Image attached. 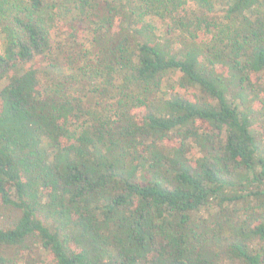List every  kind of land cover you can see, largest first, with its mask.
Returning <instances> with one entry per match:
<instances>
[{"label": "trees", "instance_id": "16d2710c", "mask_svg": "<svg viewBox=\"0 0 264 264\" xmlns=\"http://www.w3.org/2000/svg\"><path fill=\"white\" fill-rule=\"evenodd\" d=\"M0 28V264H264V0H0Z\"/></svg>", "mask_w": 264, "mask_h": 264}, {"label": "rangeland", "instance_id": "374dc122", "mask_svg": "<svg viewBox=\"0 0 264 264\" xmlns=\"http://www.w3.org/2000/svg\"><path fill=\"white\" fill-rule=\"evenodd\" d=\"M219 10H221V8H219ZM223 12L220 11L218 16L222 15ZM154 22L157 23L158 29H159V33H163L166 29V24H160L162 23V20L158 19V18H154ZM4 39H5V35L3 33V29L0 28V47L3 46L4 43ZM176 80V76L174 74H171V76L168 78V80L166 81V90H168L167 88H170L171 85H173V83Z\"/></svg>", "mask_w": 264, "mask_h": 264}]
</instances>
